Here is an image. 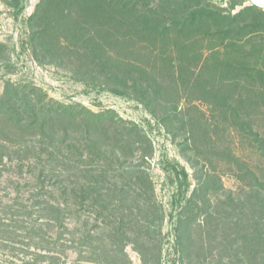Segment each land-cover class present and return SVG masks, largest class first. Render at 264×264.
<instances>
[{
	"label": "trees",
	"instance_id": "trees-1",
	"mask_svg": "<svg viewBox=\"0 0 264 264\" xmlns=\"http://www.w3.org/2000/svg\"><path fill=\"white\" fill-rule=\"evenodd\" d=\"M228 1L231 7L225 9L210 0H41L33 17L41 16L43 5L44 33L52 30L48 24L54 15V29L77 33L72 22L79 17L95 29L104 24L105 42L123 40L129 48L146 44L142 49L168 65L172 89L206 101L222 122L251 134L253 114L264 115V10L251 5L233 13L240 3ZM130 68L121 71L126 82L118 86L130 88L154 112L169 92L158 82L164 74L153 70L157 74L150 80L146 70ZM139 74L153 86L126 84L127 76L137 80ZM111 91L125 96L118 88ZM169 112L161 106L156 115L162 126L173 135L186 132L183 117ZM141 133L112 110L93 112L53 100L33 85L7 84L0 97V177H5L0 192L10 193L6 201L0 195V252L5 253L0 264H59L72 249L76 263L131 264L127 246L141 264H162L164 236L155 224L165 215L161 208L148 209L151 201L141 203L151 199L142 190L148 177L141 164L133 163ZM255 142L264 157V139ZM145 157L138 156V162ZM172 169L186 182V171ZM194 176L198 195L216 192L213 175ZM251 177L250 201L231 199L213 211L209 201L198 202L195 214L205 208L208 219L195 229L196 215L179 214L174 228L178 264H264V182ZM197 227L203 233L199 243Z\"/></svg>",
	"mask_w": 264,
	"mask_h": 264
},
{
	"label": "rangeland",
	"instance_id": "rangeland-1",
	"mask_svg": "<svg viewBox=\"0 0 264 264\" xmlns=\"http://www.w3.org/2000/svg\"><path fill=\"white\" fill-rule=\"evenodd\" d=\"M210 1L213 5L225 9L231 7L228 0ZM237 1L240 5L235 6L233 13L251 5L264 10V0ZM40 2L41 0H0V45H3L0 51V97L7 84H29L41 89L47 97L58 102L81 104L93 112L109 109L121 119L137 125L145 138L140 135L136 140L137 158L133 163L141 164L145 172L143 176L147 175L148 180H145L142 190L151 198L140 201L141 203L151 201L154 204L149 205L148 209L161 208L165 218L155 225L164 236L162 264H178L174 251V228L181 212L187 211L188 217L194 218L197 212L196 204L198 205V202L203 204L204 200L209 201L207 204L211 205L210 211L217 206L224 209L223 204L231 202V199L250 201L254 186L251 176H255L259 182H264V157L255 148V138L260 136L264 139V115L251 109L255 112L250 123L251 134L229 126L220 120L216 112L211 111L213 107L206 101L191 98L182 88L172 89L170 86L172 78L166 70L168 65L157 61L154 56L142 49L147 46L146 44L135 43L129 45V48L128 42L123 43V40L117 44L105 42L103 37L106 32H102L106 29L104 24L95 29L84 19L75 17L72 23H77L79 29L77 33H61L63 28L54 29L55 25H58L53 18L54 15L51 17L54 21L53 26L48 24L52 30L44 33L41 17L43 5L38 11L39 14L42 13L41 16L36 20L33 17ZM65 24V20H62L61 27H65ZM99 30L101 33H97ZM56 33L58 36L54 37ZM98 54L106 55L104 59L99 60ZM172 55L175 56L173 53ZM113 63L120 66L115 68ZM130 66L134 72L135 69L137 72L139 69L146 70V76L150 80L157 74L156 71L153 73V70L161 69L160 72L164 74L160 79L164 83L158 82L164 84L169 92L163 94L162 103L156 104L154 112H151L153 107L141 103L139 96L130 88L125 90L118 86L126 82L121 71H126ZM143 77L139 74L138 79L134 80L127 76L126 84L130 85L137 81L139 85L153 86L151 81ZM113 88L124 91L125 96L114 94L111 91ZM258 103L263 105L262 102ZM161 106L169 110L170 114H179L183 117L186 132L178 131L173 135L162 126L156 118ZM192 133L198 135L195 141ZM204 136L205 142L201 143L200 140ZM140 155L147 157L138 162ZM195 163L198 165L193 168ZM172 167L177 171H186L188 175L186 182L176 179ZM197 173L213 175L217 183L214 190L216 192L198 195L195 192L197 180L194 176ZM149 180L153 187L152 191L148 190ZM3 181L5 177H0L1 186L4 185ZM9 193L0 192V195L6 201ZM187 205L190 210H183ZM204 209L196 215L193 229L207 221L208 216ZM197 228L198 232H194V236L198 238L196 241L199 243L198 234L202 232L199 227ZM125 252L131 264H141L139 255L131 246H127ZM3 253L0 252L1 259L4 257ZM67 253L68 258H61L59 264H93L85 261L73 262L75 258L73 249L72 253ZM42 264L49 263L45 260Z\"/></svg>",
	"mask_w": 264,
	"mask_h": 264
},
{
	"label": "bare ground",
	"instance_id": "bare-ground-1",
	"mask_svg": "<svg viewBox=\"0 0 264 264\" xmlns=\"http://www.w3.org/2000/svg\"><path fill=\"white\" fill-rule=\"evenodd\" d=\"M258 2H260L259 0H257Z\"/></svg>",
	"mask_w": 264,
	"mask_h": 264
}]
</instances>
